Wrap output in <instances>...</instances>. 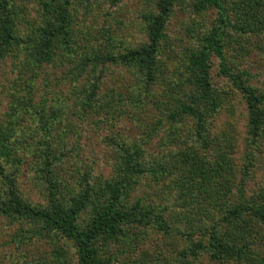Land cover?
Returning a JSON list of instances; mask_svg holds the SVG:
<instances>
[{
    "label": "trees",
    "instance_id": "obj_1",
    "mask_svg": "<svg viewBox=\"0 0 264 264\" xmlns=\"http://www.w3.org/2000/svg\"><path fill=\"white\" fill-rule=\"evenodd\" d=\"M99 1L0 0L5 235L26 264H264V0H146L131 42L86 23ZM93 115L141 126L104 135L109 172Z\"/></svg>",
    "mask_w": 264,
    "mask_h": 264
},
{
    "label": "rangeland",
    "instance_id": "obj_2",
    "mask_svg": "<svg viewBox=\"0 0 264 264\" xmlns=\"http://www.w3.org/2000/svg\"><path fill=\"white\" fill-rule=\"evenodd\" d=\"M102 1V3L100 2ZM99 1V6H96L94 11L91 12L90 14L97 15V18H92V16H89L87 14L86 18V23L89 24L91 23L94 27H98L100 24H104L107 29H109L110 33H115L116 35L119 36L122 40L125 39L126 42H131V41H137V39L141 36L144 35L143 32L141 31L140 28V22L141 18L139 16V10L143 8L144 2L146 0H100ZM104 8H108L111 12L108 18H104L103 16V10ZM181 14H176L175 18L176 20H172L171 22L176 23L177 28L180 26L179 21L177 19L180 18ZM80 19H83V14H79ZM183 18V17H181ZM121 19V20H120ZM84 21V20H83ZM98 23V24H97ZM79 26H82L80 21H78ZM80 28V27H78ZM175 29V26H171V30ZM258 59L257 57H255ZM8 67H5V70ZM257 71H259L257 79H255L256 83H264V60L260 64V69L257 68ZM111 72V71H110ZM212 74H213V79L214 81H217L219 83H222L223 81L216 77L215 72V66L212 69ZM11 75V73L9 72ZM124 74H126L124 72ZM109 75V74H108ZM107 83L103 85V88L105 89L106 85H109L112 83V81L107 77ZM2 81V82H1ZM5 79L2 77V72L0 71V85L1 84H6ZM2 87H0V92L2 91ZM0 109L1 111H4L7 109L6 105L8 102V97H4L2 94H0ZM72 117L71 115H69ZM75 117V116H74ZM73 117V118H74ZM95 118V120H93ZM150 119L149 117H147ZM226 119L225 116V111L221 110L219 112V118L220 119L216 124L220 123L221 120ZM97 115H93L90 118H85L83 117L84 121V132L83 136L81 139V143L84 146V150L87 153L91 152L95 154H98L99 161H98V171L104 170L106 172H109L110 170V164L113 162V158L110 157L111 153L107 154V149L109 148L106 146L102 139L105 134L107 133H119L120 136L123 135V137L130 142L138 141L136 136L138 133L141 132V126L137 122L136 119H133L130 116H123L122 119H120L117 122V125L113 127L112 124H107V122H98L97 120ZM138 119V117H137ZM238 128L240 129V134L245 135V130H244V120H239L238 122ZM167 128L168 124L164 123L158 133H154V137L148 138L147 139V144L145 147H150V151L152 150L153 152L158 151V143H160L161 147H163L164 150L168 149V147L171 146V144H164L166 141V135H167ZM84 134L87 136L85 137ZM71 138L73 139V135L69 133ZM72 141V140H71ZM107 154V155H106ZM112 169V167H111ZM27 182H21L19 184L20 189H24V192H27ZM250 186V185H249ZM141 190L137 191L140 193ZM4 220L0 218V264H26L25 257L28 255H33L34 257L38 256V253H42L41 250H35V249H30L28 252L26 251V247L23 245L16 246L14 242L9 241V237L5 235V232L3 228L4 225ZM42 248L48 250L50 247L44 243H42ZM32 250L31 254L30 251ZM38 252V253H37ZM31 256H28L31 258Z\"/></svg>",
    "mask_w": 264,
    "mask_h": 264
}]
</instances>
